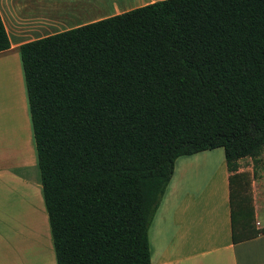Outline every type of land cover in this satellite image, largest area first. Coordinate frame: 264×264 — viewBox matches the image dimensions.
Wrapping results in <instances>:
<instances>
[{"label":"trees","instance_id":"16d2710c","mask_svg":"<svg viewBox=\"0 0 264 264\" xmlns=\"http://www.w3.org/2000/svg\"><path fill=\"white\" fill-rule=\"evenodd\" d=\"M18 53L55 264H149L175 159L264 149V0H158Z\"/></svg>","mask_w":264,"mask_h":264},{"label":"crops","instance_id":"0c3cea01","mask_svg":"<svg viewBox=\"0 0 264 264\" xmlns=\"http://www.w3.org/2000/svg\"><path fill=\"white\" fill-rule=\"evenodd\" d=\"M154 1L0 0L9 41L0 51V264H55L19 45ZM219 148L175 159L148 227L149 264H264V149L229 171Z\"/></svg>","mask_w":264,"mask_h":264},{"label":"rangeland","instance_id":"374dc122","mask_svg":"<svg viewBox=\"0 0 264 264\" xmlns=\"http://www.w3.org/2000/svg\"><path fill=\"white\" fill-rule=\"evenodd\" d=\"M219 150H221V148H219ZM45 251L43 252L42 250L38 253V257L41 259L42 256H44Z\"/></svg>","mask_w":264,"mask_h":264}]
</instances>
